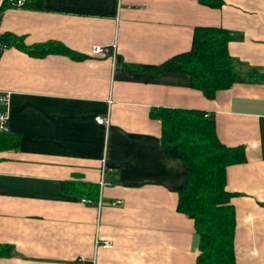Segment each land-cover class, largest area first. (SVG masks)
<instances>
[{
    "label": "crops",
    "instance_id": "obj_1",
    "mask_svg": "<svg viewBox=\"0 0 264 264\" xmlns=\"http://www.w3.org/2000/svg\"><path fill=\"white\" fill-rule=\"evenodd\" d=\"M198 26L232 35L229 88L206 97L185 73L128 66L189 50ZM0 33L79 54L0 55L16 139L0 149V264H196L194 221L177 211L186 166L163 149L159 108L203 112L223 145L244 148L226 168L235 264H264V0H42L4 7ZM92 186L100 207L82 202Z\"/></svg>",
    "mask_w": 264,
    "mask_h": 264
},
{
    "label": "trees",
    "instance_id": "obj_2",
    "mask_svg": "<svg viewBox=\"0 0 264 264\" xmlns=\"http://www.w3.org/2000/svg\"><path fill=\"white\" fill-rule=\"evenodd\" d=\"M201 4L219 7L223 0H199ZM7 7L2 0L0 11ZM25 7L40 9L42 0H27ZM230 32L221 27H195L189 50L178 53L158 65L128 64L154 73H185L191 86L206 97L229 88L234 81L235 58L228 50ZM0 44L14 46L36 56L53 52L78 57V53L57 42L27 46L22 38L0 33ZM118 62L121 61L117 57ZM264 80V75H258ZM152 117L160 121L161 142L166 155L181 160L186 166L184 189L178 193L177 211L194 221L199 238L196 264H235L233 239V194L226 191V168L245 162L243 147H226L216 135L215 121L203 112L182 109H153ZM16 146V139L0 134V149ZM85 197V196H84ZM85 200L96 203L98 187L86 192ZM0 247V255L2 254Z\"/></svg>",
    "mask_w": 264,
    "mask_h": 264
},
{
    "label": "built area",
    "instance_id": "obj_3",
    "mask_svg": "<svg viewBox=\"0 0 264 264\" xmlns=\"http://www.w3.org/2000/svg\"><path fill=\"white\" fill-rule=\"evenodd\" d=\"M7 7L8 8H23L25 7V3L27 0H5ZM9 46L5 44H0V55L1 53L8 49ZM108 52L106 48L99 47V46H94L92 48V53L96 55H104ZM111 55L115 59L116 57V51H115V46L112 47L111 49ZM207 117L209 115L206 114ZM8 118H9V92L7 91H0V134H7L8 133ZM98 121L101 124H108V117L107 118H99ZM104 172V171H103ZM105 184L103 179L100 182V186L102 187ZM83 203H86L91 206H98L100 207L102 205L100 197H98V200L96 203L91 202L90 200H82ZM111 206H119L120 201H115L110 203ZM99 243V242H97ZM103 248H109L110 247V242H104L102 244Z\"/></svg>",
    "mask_w": 264,
    "mask_h": 264
},
{
    "label": "water",
    "instance_id": "obj_4",
    "mask_svg": "<svg viewBox=\"0 0 264 264\" xmlns=\"http://www.w3.org/2000/svg\"><path fill=\"white\" fill-rule=\"evenodd\" d=\"M1 1H2V0H0V4H1Z\"/></svg>",
    "mask_w": 264,
    "mask_h": 264
}]
</instances>
